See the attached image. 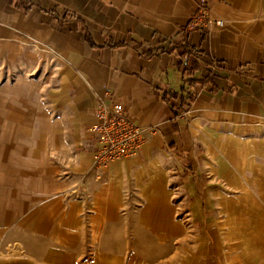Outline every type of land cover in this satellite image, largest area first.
Masks as SVG:
<instances>
[{
	"label": "crops",
	"instance_id": "0c3cea01",
	"mask_svg": "<svg viewBox=\"0 0 264 264\" xmlns=\"http://www.w3.org/2000/svg\"><path fill=\"white\" fill-rule=\"evenodd\" d=\"M198 1L0 0V264L228 263L203 164L264 156V0H208L225 24L186 32ZM106 89L154 131L99 169Z\"/></svg>",
	"mask_w": 264,
	"mask_h": 264
},
{
	"label": "rangeland",
	"instance_id": "374dc122",
	"mask_svg": "<svg viewBox=\"0 0 264 264\" xmlns=\"http://www.w3.org/2000/svg\"><path fill=\"white\" fill-rule=\"evenodd\" d=\"M6 74V78H0V88L13 82L15 69L8 68ZM232 144L226 155L222 148V156L203 164V173L207 170L208 174L212 168L222 177L205 183L217 194L219 190L224 194L218 222L227 264H264V156L258 147L245 145L242 140ZM225 205H229L228 211Z\"/></svg>",
	"mask_w": 264,
	"mask_h": 264
},
{
	"label": "built area",
	"instance_id": "2783aa9c",
	"mask_svg": "<svg viewBox=\"0 0 264 264\" xmlns=\"http://www.w3.org/2000/svg\"><path fill=\"white\" fill-rule=\"evenodd\" d=\"M210 15L209 1L199 0L185 31H201L225 24L222 19L212 21ZM94 115L98 122L90 128L89 133L96 139L93 163L99 169L137 155L147 140V131H154L128 119L124 106L112 100L110 90L107 89L104 98L98 101Z\"/></svg>",
	"mask_w": 264,
	"mask_h": 264
},
{
	"label": "trees",
	"instance_id": "16d2710c",
	"mask_svg": "<svg viewBox=\"0 0 264 264\" xmlns=\"http://www.w3.org/2000/svg\"><path fill=\"white\" fill-rule=\"evenodd\" d=\"M185 52H187V49H185V51L182 50L180 53H181L182 56H184L185 55ZM195 69H196V65L189 66V65H185L183 62L180 63L179 66H178V70L180 71V73H182L183 75H185V77H187V79L189 78V80L187 81V83H188L187 86L188 87L193 86L197 82V81H195L197 79L194 78Z\"/></svg>",
	"mask_w": 264,
	"mask_h": 264
}]
</instances>
